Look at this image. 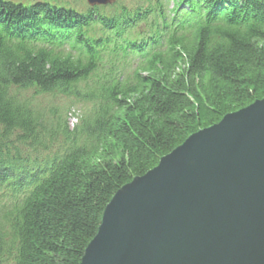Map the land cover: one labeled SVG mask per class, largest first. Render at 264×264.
<instances>
[{
  "label": "trees",
  "instance_id": "trees-1",
  "mask_svg": "<svg viewBox=\"0 0 264 264\" xmlns=\"http://www.w3.org/2000/svg\"><path fill=\"white\" fill-rule=\"evenodd\" d=\"M263 97L264 0H0V264H78L121 186Z\"/></svg>",
  "mask_w": 264,
  "mask_h": 264
},
{
  "label": "water",
  "instance_id": "water-1",
  "mask_svg": "<svg viewBox=\"0 0 264 264\" xmlns=\"http://www.w3.org/2000/svg\"><path fill=\"white\" fill-rule=\"evenodd\" d=\"M78 264H264V97L121 186Z\"/></svg>",
  "mask_w": 264,
  "mask_h": 264
},
{
  "label": "rangeland",
  "instance_id": "rangeland-1",
  "mask_svg": "<svg viewBox=\"0 0 264 264\" xmlns=\"http://www.w3.org/2000/svg\"><path fill=\"white\" fill-rule=\"evenodd\" d=\"M59 1H66L69 2H78V1H85V0H59ZM122 2H132V0H120ZM51 98H39L38 101H40L42 104L46 105L47 108L53 107L57 108L59 112L67 113L68 121L71 124L75 122V114L79 112L80 105H75V101L72 99H69L67 97L61 96V95H55L50 96Z\"/></svg>",
  "mask_w": 264,
  "mask_h": 264
}]
</instances>
